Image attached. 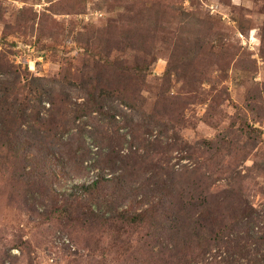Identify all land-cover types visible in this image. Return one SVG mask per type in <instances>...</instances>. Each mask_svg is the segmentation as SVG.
<instances>
[{"label": "rangeland", "instance_id": "obj_1", "mask_svg": "<svg viewBox=\"0 0 264 264\" xmlns=\"http://www.w3.org/2000/svg\"><path fill=\"white\" fill-rule=\"evenodd\" d=\"M16 71L67 126L0 134V264H264V0H0Z\"/></svg>", "mask_w": 264, "mask_h": 264}, {"label": "trees", "instance_id": "obj_2", "mask_svg": "<svg viewBox=\"0 0 264 264\" xmlns=\"http://www.w3.org/2000/svg\"><path fill=\"white\" fill-rule=\"evenodd\" d=\"M0 75V134H3L5 140L9 144L16 143L20 144L18 138H16V134L18 130L22 126L28 127V132L31 135H36L39 137V140H34L31 137L32 144L41 145L42 142H48L52 144L53 142H61V138L56 137V132L58 128H65V126L57 125L58 128L53 129L47 124L51 121H54L58 115L60 104L58 101V94L56 90L52 87H46L43 83L47 81V79L43 77H32L28 78L24 76L22 73L16 71L12 74H4ZM103 82L97 84L95 80L93 82H87L85 86H83L84 94L86 98H84L83 107L88 108L91 106L92 108L98 107V102L104 101L107 98H110L107 90L104 88ZM88 90H94L95 93L91 94ZM126 104L130 105L127 100H122ZM47 102L49 103V108L46 107ZM77 106H80L77 104ZM127 106V105H126ZM131 106V105H130ZM80 107L79 110H74L72 114L73 121L77 120L78 117H81L84 112L82 111L84 108ZM88 109V110H90ZM111 110L116 112L122 111L120 105L116 107H112ZM87 111V110H85ZM63 116V115H62ZM72 121V120H71ZM84 130V129H83ZM48 139L50 141H48ZM110 147L112 149H116L117 145L111 144ZM118 150V149H117ZM118 157H122L119 152ZM59 154V153H58ZM57 153H34L32 155L35 158L37 156L44 157H55L58 156ZM63 157V155L59 154ZM67 156V155H64ZM98 156V154H97ZM84 163V161H80ZM116 162L107 161L108 167H113ZM107 167V168H108ZM111 177L107 178L104 175H97L96 181L93 182V185L90 187L94 192L100 187L102 183V177L104 176L108 181H113L117 178L115 175L117 173L115 171H111ZM182 194L180 193L179 196ZM179 213V212H178Z\"/></svg>", "mask_w": 264, "mask_h": 264}]
</instances>
